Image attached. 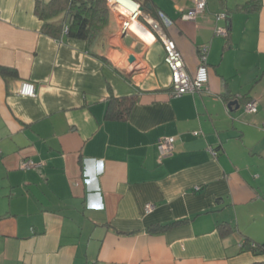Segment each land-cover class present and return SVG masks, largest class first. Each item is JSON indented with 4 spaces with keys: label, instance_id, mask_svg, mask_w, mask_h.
<instances>
[{
    "label": "crops",
    "instance_id": "0c3cea01",
    "mask_svg": "<svg viewBox=\"0 0 264 264\" xmlns=\"http://www.w3.org/2000/svg\"><path fill=\"white\" fill-rule=\"evenodd\" d=\"M136 2L191 74L209 46L207 89L174 95L163 43L137 19L124 17L138 38L112 12L88 49L44 32L37 0H0V264L264 260L240 245L264 244V0H208L196 19L192 0ZM110 95L134 96L127 118H107ZM164 136L176 141L160 158Z\"/></svg>",
    "mask_w": 264,
    "mask_h": 264
},
{
    "label": "trees",
    "instance_id": "16d2710c",
    "mask_svg": "<svg viewBox=\"0 0 264 264\" xmlns=\"http://www.w3.org/2000/svg\"><path fill=\"white\" fill-rule=\"evenodd\" d=\"M36 9L45 21L44 32L53 37L65 35L70 39L85 41L88 49L94 47L101 39L112 15L107 0H37ZM58 17L61 19L54 21ZM134 102V96L110 95L107 118H127ZM166 227L167 225H158L154 230L164 231ZM217 229L221 236L230 235L235 231L227 222L218 224ZM240 245L242 249L246 247L254 254L264 255V244L254 242L248 236Z\"/></svg>",
    "mask_w": 264,
    "mask_h": 264
},
{
    "label": "built area",
    "instance_id": "2783aa9c",
    "mask_svg": "<svg viewBox=\"0 0 264 264\" xmlns=\"http://www.w3.org/2000/svg\"><path fill=\"white\" fill-rule=\"evenodd\" d=\"M107 2L111 10L116 9L119 11V15L122 20L121 25H122L123 33L132 32V30L128 28L127 25L128 21L127 22L124 21L125 20L124 17H126L127 15L121 12L117 8L119 0H107ZM192 2H193L192 7L189 8V10L187 11V13L184 14V16L186 18L196 19L199 15H201L206 11L208 0H192ZM135 4H136V9L133 10L132 13H130L131 18L132 17H133L132 19L136 18L141 24H143L146 28H148L154 35V41H156L159 38L163 43V47L165 50V62L167 63L171 71V80H172L171 88L173 94L182 95L187 93H196L207 89L209 83V72L207 65L209 46L205 44L200 47L199 49L200 63L195 73L191 74L188 71L183 56L180 50L178 49L175 41L169 38L167 34H165L162 30H160L157 23L152 22L151 26H149L148 24H145L141 20H139V16L142 14V10L140 8L141 7L140 4L137 3ZM220 16L227 17V15L223 13L220 14ZM160 17L162 18V20L166 25H170L172 23V20L162 12H160ZM217 32L225 36L228 34V30L226 28H218ZM19 94L24 96H35L36 95L35 84L31 82H22L21 88L19 90ZM244 109L248 113H256L258 111V102L256 100H250L249 102H247ZM175 141L176 140L174 136H164L159 140L157 144V148L160 158H165L172 153ZM38 166H40V164L36 163L33 160H26L21 162V167L23 169L37 168ZM153 208L154 205L151 203H148L145 207L147 212L152 211ZM261 264H264V260L262 261Z\"/></svg>",
    "mask_w": 264,
    "mask_h": 264
},
{
    "label": "bare ground",
    "instance_id": "6f19581e",
    "mask_svg": "<svg viewBox=\"0 0 264 264\" xmlns=\"http://www.w3.org/2000/svg\"><path fill=\"white\" fill-rule=\"evenodd\" d=\"M117 8L125 13L127 16L125 18H129L130 20H135L136 18L132 19L131 14L133 10L136 9V4L132 2L131 0H119V3L117 5Z\"/></svg>",
    "mask_w": 264,
    "mask_h": 264
},
{
    "label": "water",
    "instance_id": "95a60500",
    "mask_svg": "<svg viewBox=\"0 0 264 264\" xmlns=\"http://www.w3.org/2000/svg\"><path fill=\"white\" fill-rule=\"evenodd\" d=\"M131 1L137 3L136 0H131ZM140 8H141V10L144 9L143 6H141ZM135 60H136L135 56H134V55H131V56H130V62H134ZM234 103H236V102H234V101H233V102H230L229 105L231 106V105H233Z\"/></svg>",
    "mask_w": 264,
    "mask_h": 264
},
{
    "label": "rangeland",
    "instance_id": "374dc122",
    "mask_svg": "<svg viewBox=\"0 0 264 264\" xmlns=\"http://www.w3.org/2000/svg\"><path fill=\"white\" fill-rule=\"evenodd\" d=\"M110 9H111V8H110ZM111 11L117 13V14H118V17L120 16L118 10H116V9H112ZM142 14H143V12H142ZM142 14L139 16V20H141L140 17L144 15V14H143V15H142ZM118 19H119V18H118ZM119 21H120V19H119ZM121 24H122V22H121ZM134 35H135V34H134ZM135 36H136V35H135ZM136 37H137V36H136ZM137 38H138V37H137Z\"/></svg>",
    "mask_w": 264,
    "mask_h": 264
}]
</instances>
